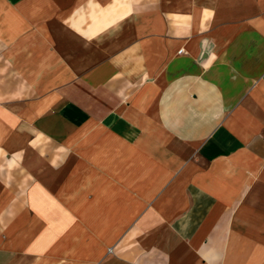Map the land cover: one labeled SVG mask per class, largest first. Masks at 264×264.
Listing matches in <instances>:
<instances>
[{
    "label": "crops",
    "instance_id": "1",
    "mask_svg": "<svg viewBox=\"0 0 264 264\" xmlns=\"http://www.w3.org/2000/svg\"><path fill=\"white\" fill-rule=\"evenodd\" d=\"M0 264H264V0H0Z\"/></svg>",
    "mask_w": 264,
    "mask_h": 264
},
{
    "label": "rangeland",
    "instance_id": "2",
    "mask_svg": "<svg viewBox=\"0 0 264 264\" xmlns=\"http://www.w3.org/2000/svg\"><path fill=\"white\" fill-rule=\"evenodd\" d=\"M84 137V136H83Z\"/></svg>",
    "mask_w": 264,
    "mask_h": 264
}]
</instances>
